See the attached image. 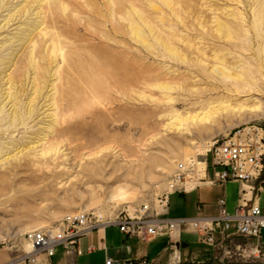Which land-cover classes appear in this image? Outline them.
Listing matches in <instances>:
<instances>
[{
  "label": "rangeland",
  "instance_id": "1",
  "mask_svg": "<svg viewBox=\"0 0 264 264\" xmlns=\"http://www.w3.org/2000/svg\"><path fill=\"white\" fill-rule=\"evenodd\" d=\"M217 65L240 78L220 76ZM218 86L231 107L212 95ZM0 106V161L12 158L0 163L6 264L24 257L28 231L79 211L152 214L179 162L240 125L264 128V0H0ZM52 121L64 129L60 161L71 158L72 170L28 156ZM97 159L116 167L102 176ZM18 163L31 165L15 172ZM239 239L220 251L224 264H260Z\"/></svg>",
  "mask_w": 264,
  "mask_h": 264
},
{
  "label": "built area",
  "instance_id": "2",
  "mask_svg": "<svg viewBox=\"0 0 264 264\" xmlns=\"http://www.w3.org/2000/svg\"><path fill=\"white\" fill-rule=\"evenodd\" d=\"M199 163L204 164L202 177L198 176ZM229 181H238L242 185L240 203L234 210L228 209L224 197L219 200L220 209L216 215L170 216L174 193L188 191L200 183L225 185ZM145 213L134 216L121 211L106 216L99 212L79 211L56 226L30 230L25 235L30 251L25 252L22 261L25 264H55L54 256L59 247L67 254H81L79 243L84 236L101 227L118 226L122 232L143 240L166 235L174 254L180 249L184 232L195 233L203 243L220 248L242 238L245 246L252 244L254 247L251 254L263 262V250L256 241L264 230V128L251 123L240 125L226 137L216 139L203 155L179 162L158 206L152 214ZM180 261L177 257V262ZM106 264L123 263L108 258Z\"/></svg>",
  "mask_w": 264,
  "mask_h": 264
},
{
  "label": "crops",
  "instance_id": "3",
  "mask_svg": "<svg viewBox=\"0 0 264 264\" xmlns=\"http://www.w3.org/2000/svg\"><path fill=\"white\" fill-rule=\"evenodd\" d=\"M241 189L240 182L229 181L225 185L200 183L188 191L176 192L171 197L170 216L178 218L216 215L220 209L219 200L224 197L228 209L234 210L240 203ZM174 203L179 205V211H173ZM237 240L240 239L236 238L234 241ZM256 242L260 243L264 254V230ZM179 247L174 254L166 235L143 240L122 232L118 226H106L80 240L81 254H67L59 247L54 261L55 264H106V260L112 258L123 264H202L207 261L224 264L225 256L220 254L222 248L203 243L195 233L184 232ZM177 257L181 259L179 263ZM18 261L6 264H16ZM20 264L25 263L21 261ZM260 264H264V260Z\"/></svg>",
  "mask_w": 264,
  "mask_h": 264
},
{
  "label": "bare ground",
  "instance_id": "4",
  "mask_svg": "<svg viewBox=\"0 0 264 264\" xmlns=\"http://www.w3.org/2000/svg\"><path fill=\"white\" fill-rule=\"evenodd\" d=\"M30 4V3H29ZM42 4V3H41ZM40 5V4H39ZM28 6V5H27ZM22 12V11H21ZM28 12V11H27ZM12 13V11H11ZM23 13V12H22ZM38 14V13H37ZM12 15V14H11ZM15 15V14H14ZM23 15V14H22ZM9 16V15H8ZM14 17V16H13ZM18 17V15H17ZM37 23V22H36ZM41 23H38V27L41 26ZM37 27V28H38ZM218 28L219 30L222 32L224 29L223 25L220 23L218 25ZM44 29V28H43ZM40 30L38 34H40L42 32L43 35H46L47 34V30H44L43 31ZM23 33V32H22ZM134 33L137 34L138 38H140L143 42L146 41L145 40V37L144 35H142L140 33V31L135 28L134 30ZM31 35V34H29ZM28 36V35H27ZM28 40V39H27ZM30 41H31V59H36V46L39 44V39H36L34 40V37H31L30 38ZM49 49H50V56L52 58L56 57V52L60 49V39L57 35H53L50 37L49 39ZM62 45V44H61ZM40 46V44H39ZM30 55V53L28 54ZM49 56V57H50ZM50 57V58H51ZM51 58V60H52ZM29 59V58H28ZM19 60V59H18ZM11 62V61H10ZM35 61H33V66L35 65L34 63ZM15 65V64H14ZM41 67V66H40ZM38 67H36L37 69ZM31 69V68H30ZM35 69V68H34ZM214 70L222 77H228V78H232V79H237V78H240V75H235L233 72H231L229 69H227L226 67L224 66H214ZM57 71V70H56ZM40 72V71H39ZM42 73V72H41ZM57 73V72H56ZM6 76H8L7 80H6V84H10L8 86V90H9V93L7 92V97L9 96V101L12 103L13 101V94L11 93V84L13 83V74L9 73V74H6ZM18 77V76H17ZM27 77V76H26ZM39 79V78H38ZM5 81V80H4ZM19 82V81H18ZM15 83V82H14ZM37 86V85H36ZM3 88V87H2ZM38 88H40L38 86ZM37 88V89H38ZM4 89V88H3ZM36 90V89H35ZM41 90V89H40ZM218 90V91H217ZM224 90L223 86H218L216 87V90L213 91V94L212 95H215L218 99V103H219V106L222 107V106H226V107H231L232 106V102L231 100H225L222 98V94L221 92ZM3 92V91H1ZM16 92V91H15ZM14 92V93H15ZM41 92V91H40ZM238 92V91H237ZM51 98V97H50ZM8 99V98H7ZM231 102V103H230ZM2 106V105H1ZM0 106V107H1ZM14 106V105H13ZM9 113V112H8ZM16 113V111H15ZM13 114V113H12ZM12 119V118H11ZM56 122V120H55ZM57 123V122H56ZM49 128L50 129H53L52 133H48V134H44L43 137H41L39 141H42L41 145H42V148L40 150H37V151H34V152H31L28 154V156H32V159H33V163L32 165H36V166H39L41 161H45V167L48 168V169H61V171H69V170H72L73 168H76V165L71 163V158H66L65 161H60V160H63V156H64V149H62V146L61 143H63L62 140H60V136L58 135L59 133L61 134V132L63 133V130L64 129H61L59 128V124L57 125V127H55L53 125V121H52V125L50 124L49 125ZM55 132V133H54ZM54 138V139H51V138ZM36 141V140H35ZM44 141V142H43ZM35 145L39 146L36 142H34ZM211 143H208L207 145H203V150L206 151V149L208 148L209 145H211ZM37 146H34L33 147H30V145L28 146L29 149H34V148H37ZM27 149V147H26ZM23 150H20V152L23 153ZM19 153H16L14 154L12 157L15 158V157H19ZM205 153V152H204ZM203 155V153L201 154ZM192 157H195L197 158V155H194ZM31 158V157H30ZM4 159V158H3ZM12 158H5L4 160H1L0 163L2 162H6V161H10ZM188 159V158H187ZM75 163V162H74ZM31 164H28V165H25V164H22V163H18V165H16L14 167V171L15 172H19L20 170H27L28 167L30 166ZM77 166H80V167H84L87 169V165L84 164V163H79L77 164ZM116 167V164L113 163V161H105V159H97L95 160V164L92 166L93 169L96 170V172H98V174L100 173L102 176H104V174H107V173H112V170ZM77 170V169H76ZM52 171V170H51ZM76 172V171H75ZM198 176H203L204 175V164L203 163H199L198 164ZM68 173V172H66ZM77 177V176H76ZM26 246H27V251H30V246L28 245V243H26ZM23 259V257L21 258Z\"/></svg>",
  "mask_w": 264,
  "mask_h": 264
}]
</instances>
